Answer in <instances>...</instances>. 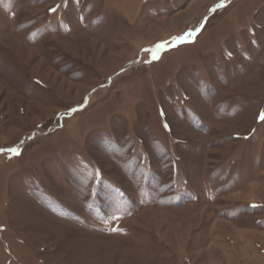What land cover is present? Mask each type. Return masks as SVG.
Returning <instances> with one entry per match:
<instances>
[{
    "label": "rangeland",
    "instance_id": "obj_1",
    "mask_svg": "<svg viewBox=\"0 0 264 264\" xmlns=\"http://www.w3.org/2000/svg\"><path fill=\"white\" fill-rule=\"evenodd\" d=\"M262 115L264 0H0V264H264Z\"/></svg>",
    "mask_w": 264,
    "mask_h": 264
},
{
    "label": "snow or ice",
    "instance_id": "obj_2",
    "mask_svg": "<svg viewBox=\"0 0 264 264\" xmlns=\"http://www.w3.org/2000/svg\"><path fill=\"white\" fill-rule=\"evenodd\" d=\"M161 47H162V45H161ZM261 119H264V115L261 116Z\"/></svg>",
    "mask_w": 264,
    "mask_h": 264
}]
</instances>
